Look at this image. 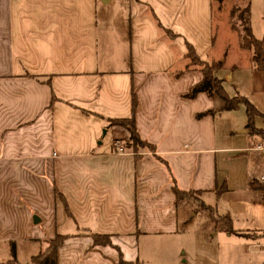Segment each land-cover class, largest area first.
<instances>
[{"label":"crops","instance_id":"crops-1","mask_svg":"<svg viewBox=\"0 0 264 264\" xmlns=\"http://www.w3.org/2000/svg\"><path fill=\"white\" fill-rule=\"evenodd\" d=\"M217 2L0 0V264H35L56 236V264H180L175 242L195 215L173 187L227 215L264 262L263 196L249 188L264 174V151L250 149L264 140V76L215 25ZM227 2L264 37V0ZM187 46L221 62L213 76L257 110L251 128L241 102L186 97L202 80ZM129 117L150 147L109 123Z\"/></svg>","mask_w":264,"mask_h":264},{"label":"rangeland","instance_id":"rangeland-1","mask_svg":"<svg viewBox=\"0 0 264 264\" xmlns=\"http://www.w3.org/2000/svg\"><path fill=\"white\" fill-rule=\"evenodd\" d=\"M217 3L219 8L213 16L215 25L219 28L223 27L221 24L227 22L230 31L241 35L238 15L245 19L243 11H229L230 3L227 0H218ZM253 31L255 35L258 34L255 27ZM195 197H197L196 194H184L180 196L178 201V203L181 202L184 205L186 210L195 215L183 227L184 231L181 232V236L175 242V252L178 254L180 264H256L260 256L255 254L256 250L254 248L249 247L253 245V242H250L244 236H237L236 232H214L219 230L221 223H216L215 225L213 223L216 220V217L213 216L214 214L211 211H201L199 208L200 202ZM208 200L209 198H205L203 201L208 202ZM256 220L255 226H259L257 231L264 230V218L261 211L258 213ZM249 227L241 223V225H234L233 229H242L243 233H249L245 230Z\"/></svg>","mask_w":264,"mask_h":264},{"label":"trees","instance_id":"trees-1","mask_svg":"<svg viewBox=\"0 0 264 264\" xmlns=\"http://www.w3.org/2000/svg\"><path fill=\"white\" fill-rule=\"evenodd\" d=\"M245 12V11H244ZM243 12V13H244ZM238 20L240 23V32L241 35L238 36L239 47L243 50L249 52V61L251 62L252 67L262 73L264 76V37L261 39H255L252 36V33L249 28L248 18L243 19L238 15ZM187 54L185 58L188 61V66L186 69L191 66L197 67L202 80L195 86H193L187 93V98H192L198 93H207L209 96L215 95L223 101L222 107L224 109H234L237 104L241 102L245 107L246 112V127H252V117L257 113V110L251 106L243 97H228L227 94L223 91L221 86V81L213 76V72L217 71L221 68L222 64H207L201 62L198 57L195 55L194 51L190 47H186ZM134 105V95L132 94L131 98V107ZM110 124L121 125L129 133L128 139L126 140L127 146L131 148H139V147H150L149 144H146L144 141L140 140L138 134L135 129V125H133V118L129 117L126 119H117V120H109ZM249 188L256 189L259 192L264 191V184H258L256 181L249 183ZM172 192L174 198L178 202L180 200V196L184 194H193L191 192H182L175 187L172 188ZM195 195V194H194ZM198 196V195H197ZM197 198V197H195ZM200 202V200L198 199ZM199 208L201 211L210 212V208L206 207L200 202ZM213 223H221L219 226L220 232L224 233H233L232 227L230 226V219L226 215L224 217H217ZM93 246H107L109 245L108 236H101L97 234L89 235ZM64 236H56L52 239H48L46 241V250L41 254L32 258L33 263L35 264H56L55 263V252L56 247L59 246L61 241L64 239ZM11 258L14 259V249L12 246L9 247ZM3 264V263H2Z\"/></svg>","mask_w":264,"mask_h":264},{"label":"built area","instance_id":"built-area-1","mask_svg":"<svg viewBox=\"0 0 264 264\" xmlns=\"http://www.w3.org/2000/svg\"><path fill=\"white\" fill-rule=\"evenodd\" d=\"M113 147H114V150H115L114 152L115 153L119 154V153L122 152V147L120 146V141L113 142ZM250 149L251 150L260 151V152L264 151V140H261V141L255 143ZM256 181H259L261 183H264V174H260L257 177V180ZM261 196H263L262 197V200L264 202V191H263V193H262ZM262 264H264V262Z\"/></svg>","mask_w":264,"mask_h":264}]
</instances>
